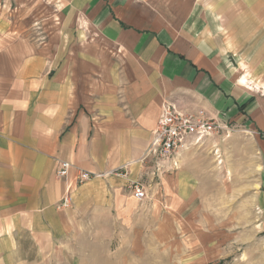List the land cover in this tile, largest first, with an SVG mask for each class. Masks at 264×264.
Returning <instances> with one entry per match:
<instances>
[{
	"label": "crops",
	"instance_id": "obj_1",
	"mask_svg": "<svg viewBox=\"0 0 264 264\" xmlns=\"http://www.w3.org/2000/svg\"><path fill=\"white\" fill-rule=\"evenodd\" d=\"M57 1L61 30L76 36L70 46L84 37L89 55L64 51L66 41L57 51L0 54V257L17 255L1 250L17 249L16 237L40 246L65 238L74 213L58 206L75 190V169L146 171L140 159L166 103L264 139V97L240 78L239 53L233 62L226 56L223 20L232 9L264 15V0H249L245 12L236 0ZM263 41L264 32L236 45L248 47L244 63ZM59 162L75 168L66 182L56 176ZM82 188L71 196L76 206ZM255 206L264 225V177Z\"/></svg>",
	"mask_w": 264,
	"mask_h": 264
},
{
	"label": "rangeland",
	"instance_id": "obj_2",
	"mask_svg": "<svg viewBox=\"0 0 264 264\" xmlns=\"http://www.w3.org/2000/svg\"><path fill=\"white\" fill-rule=\"evenodd\" d=\"M248 1L236 0L239 11L247 10ZM59 5L57 0H0V54L10 47L19 57L33 52L30 46L57 51L66 41L64 51L89 55L84 37L78 48L70 46L76 36L61 30ZM232 12L223 17L225 54L233 62L239 53L240 78L264 97V79L251 77L264 74V41L251 65L242 58L249 56L248 47H236L263 34L264 15ZM249 25L263 32L249 31ZM178 160L175 171H156L153 160L143 163L146 171L127 165L86 183L75 179L70 195L84 188L80 204L71 197L67 207L74 215L65 238L40 246L16 237L17 249L1 250L17 255H2L0 264H264V225L255 206L264 177L263 137L229 127L183 151ZM133 184L145 188L144 201L134 200Z\"/></svg>",
	"mask_w": 264,
	"mask_h": 264
},
{
	"label": "built area",
	"instance_id": "obj_3",
	"mask_svg": "<svg viewBox=\"0 0 264 264\" xmlns=\"http://www.w3.org/2000/svg\"><path fill=\"white\" fill-rule=\"evenodd\" d=\"M229 127V124L224 123L217 116L209 117L204 110L183 111L171 103H166L162 106L151 140L140 162L150 163L154 160L156 171H175L179 167L178 157L183 151L221 131L228 130ZM72 169L75 168L71 163L59 162L57 178L66 181ZM75 170L77 172L75 181L80 184L93 178L103 177V175ZM131 190L134 200L142 202L146 199V190L143 186L133 184ZM70 203L71 195L67 191V197L63 199L60 208H67Z\"/></svg>",
	"mask_w": 264,
	"mask_h": 264
},
{
	"label": "bare ground",
	"instance_id": "obj_4",
	"mask_svg": "<svg viewBox=\"0 0 264 264\" xmlns=\"http://www.w3.org/2000/svg\"><path fill=\"white\" fill-rule=\"evenodd\" d=\"M247 73V72H246Z\"/></svg>",
	"mask_w": 264,
	"mask_h": 264
}]
</instances>
